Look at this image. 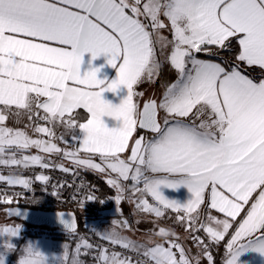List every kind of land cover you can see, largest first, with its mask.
Returning a JSON list of instances; mask_svg holds the SVG:
<instances>
[{
    "label": "snow or ice",
    "instance_id": "6c2138e0",
    "mask_svg": "<svg viewBox=\"0 0 264 264\" xmlns=\"http://www.w3.org/2000/svg\"><path fill=\"white\" fill-rule=\"evenodd\" d=\"M165 28L171 40L160 35ZM234 42L238 63L231 69L197 58L198 53L213 51L211 46L230 49ZM157 44L168 49L167 60L177 79L159 101L150 100L141 109L134 102L138 94L133 86L142 77L157 74ZM85 53L93 59L107 55L117 78L98 79L99 68L81 74ZM240 63L264 70V0H0V165L69 172L63 164L46 163L45 155H24L32 148L43 154L62 153L76 168L108 174L117 203L127 190L122 181L131 180V191L141 194L136 206L142 211L157 217L163 215L162 209L183 213L177 218L187 220L194 231L202 230L213 243L230 235L225 264H237L240 250L248 246L264 253V78H249L239 70ZM121 85L128 95L118 106L102 98L105 91L114 92ZM33 105L44 112L35 113L38 119L82 130L78 147L61 149L52 139H34L4 126L13 107L26 110L31 119ZM77 109L86 110V122H77ZM190 114L193 118L186 119ZM105 116L121 120L122 126L110 129ZM137 126L154 135L135 139L130 155L122 158ZM34 132L55 137L49 127L37 125ZM35 179L49 181L43 174ZM0 181L26 189L31 185L20 176L0 175ZM161 185H185L191 198L183 205L168 200L159 191ZM147 196L156 204H149ZM201 205L204 219L197 212ZM113 224L128 226L127 221ZM69 227L74 233L75 222ZM18 230V225L4 227L0 234L16 236ZM157 234L165 239L170 235L164 228ZM103 238L144 257L135 264H190L175 240L166 241L169 247L164 243L149 247L116 233ZM204 248L211 264L213 257ZM80 249L78 244L77 254ZM173 249L179 250L178 258ZM31 253V247L24 249L19 264H37ZM98 259L103 264H133L131 258L117 252L108 255L106 250ZM71 264L79 261L72 258Z\"/></svg>",
    "mask_w": 264,
    "mask_h": 264
},
{
    "label": "crops",
    "instance_id": "0c3cea01",
    "mask_svg": "<svg viewBox=\"0 0 264 264\" xmlns=\"http://www.w3.org/2000/svg\"><path fill=\"white\" fill-rule=\"evenodd\" d=\"M127 11V10H126ZM236 44V43H235ZM55 46V45H54ZM238 48V44H236ZM213 51H205L201 52L204 54L215 55L213 57L202 56L201 53L197 54V58L211 60L212 62L219 63L221 66L231 69L233 66L238 63L235 58L225 57L222 54H218V51L222 48H216L215 46H211ZM212 52H217L212 54ZM169 55V54H168ZM158 58V60H157ZM156 60L159 62L161 66V60L159 56ZM109 57L107 55L101 54L96 59L92 58L91 53H85L83 56V62L81 65V74L90 71L95 68H99L100 71L97 73L98 79H104L107 82H111L117 78V68L109 65L107 60ZM166 63V68L169 72H174L173 68L170 65V62L167 60V57L164 60ZM239 70L243 74H247L251 79H261L264 78V70L258 68V66H247L243 63L239 64ZM157 74L152 77V79H148L146 76L142 77L141 80L133 86V91L138 95L133 97L134 102L139 105L141 108L144 100L149 97L155 98L157 101L162 97L163 93L166 90V87L170 84L174 83L177 79V74H173L171 77L165 80V85L162 86L160 83L161 73L158 75V80L155 81ZM128 95V89L126 86L121 85L117 88L116 91H105L102 94V98L114 106H118L124 99H126ZM44 98H41L43 100ZM3 106H0L2 109ZM39 113V116H43L44 112L42 109H36L35 105H33V115L32 118H29V113L26 110L15 109L13 107L12 112L6 113V120L3 122L4 125L7 123L10 124L14 129H19L21 131L27 132L30 134L32 138H45L52 139L55 141V144L61 149H71L72 147H78V144L82 142L84 133L80 129H69L64 125H60L59 123L53 125L48 122L47 126L55 132V137H48L43 134L35 133L34 128L37 126V116L35 113ZM195 112V109H193ZM76 119L78 123L86 122L88 114L84 109L75 110ZM164 113H161L159 119L161 123H163ZM193 117L190 116L186 119L190 120ZM105 125L110 129L119 128L122 126L123 122L121 120H117L115 117L105 116L103 117ZM199 123V120H197ZM154 133L138 130L137 127L135 131L132 133V137L129 139V149L121 154L122 158H126L130 155V149L133 145L135 139H139L144 137L145 139H151ZM34 136V137H33ZM63 137V140L59 139V137ZM66 141L67 144L64 142ZM45 155V157H57L59 161L67 166H70L75 169L83 170L84 172L91 173L95 176L100 177L104 180L105 184L111 187L107 180L109 178L106 173H99L93 170H89L86 168H76L70 160L64 159L63 154H43L40 153L38 149H30L29 151H25L24 155ZM81 156L85 154L83 152L80 153ZM5 158H8L7 155ZM17 158H19V153L17 154ZM95 162L99 163L100 159L97 155L95 158ZM112 177H115V174H111ZM122 183L126 187V191L123 193V196L119 203L116 202L117 191L115 188H112V192L106 196L100 197L97 205L93 207H85L80 206L78 208L77 214L80 223L83 226L92 228L95 233L99 235H106L111 233H116L118 236L125 238L126 240L133 241L137 244H144L147 246H154L155 243H164L165 247H169V243L166 241L175 240L179 243L185 250V254L188 257L190 264H207L203 249L201 245L197 241H193L190 239L189 234L191 228L188 227L187 220L181 222L177 217L175 211L171 209H162L163 215L157 217L154 213L142 211L136 205L141 198L140 193H133L131 191L132 181H122ZM159 191L161 194L168 200L175 201L180 205L186 204L188 200L191 198V193L185 185H180L177 188H168L164 185H161ZM149 204L155 205L156 202L150 197H145ZM0 203L4 205L5 202L0 198ZM247 208V206H246ZM197 212L201 213V219H204L206 216V212L204 210V206L201 205L200 208L197 209ZM212 214L216 215L219 218H223V214L217 213L212 210ZM192 215H195L193 213ZM244 215V212H241L240 216L237 217L239 220L240 217ZM123 222L127 221V227H118L114 225L113 222ZM198 226V224H197ZM160 228H164L166 232L170 233L169 237L166 239L160 237L157 233ZM233 229H230V233ZM227 240L230 239V235L226 236ZM25 245L29 244L32 249V253L42 259L43 264H71V259L75 258L79 261V264H103V262H92L87 260L83 248L81 247L80 252L77 254L76 248L77 245L80 244L77 241H59L53 240L45 237H40L37 239L26 240ZM65 245L67 248H65ZM177 254V258L179 257V250L173 249ZM241 254L238 257L237 264H264V253L253 250V247L248 246L246 248H242L240 250ZM227 255L226 245L224 248L222 263L225 264V259Z\"/></svg>",
    "mask_w": 264,
    "mask_h": 264
},
{
    "label": "built area",
    "instance_id": "2783aa9c",
    "mask_svg": "<svg viewBox=\"0 0 264 264\" xmlns=\"http://www.w3.org/2000/svg\"><path fill=\"white\" fill-rule=\"evenodd\" d=\"M39 125L44 126L47 121L40 119ZM46 163L62 164L57 157H47ZM64 165V164H63ZM69 168V172H64L58 167H49L42 169L38 165H30L24 168L22 165H0V175L5 177L20 176L31 181L29 188H24L21 185H9L6 181H0V198L5 204H17L30 207H37L43 209L53 210H68L73 211L77 215V228L74 233H70L67 229L57 226L47 225H32L23 223L20 226L19 234L22 237H46L53 240L60 241H77L83 248L86 258L92 262H101L98 257L102 251L106 250L108 255L112 252L120 253L122 256L132 259L133 264L137 259L143 260L144 257L138 256L137 253L131 249H125L120 245H114L111 241L105 240L103 235L95 233L90 228L83 226L78 219V208L80 206L93 207L99 202L98 189L93 185L89 175L80 169ZM47 175L49 181L47 183L37 181V175ZM142 187V185H140ZM92 195L95 199L88 200L86 197ZM10 201V202H6ZM176 215H183L177 213ZM189 237L193 241H197L195 237H199L207 246V252L213 257L211 264H223L222 258L227 238L219 243H213L209 240L206 233L201 231H194L191 229ZM92 245L91 248H85L83 242ZM198 242V241H197ZM204 245H201L203 252ZM205 256L207 264L210 262Z\"/></svg>",
    "mask_w": 264,
    "mask_h": 264
},
{
    "label": "rangeland",
    "instance_id": "374dc122",
    "mask_svg": "<svg viewBox=\"0 0 264 264\" xmlns=\"http://www.w3.org/2000/svg\"><path fill=\"white\" fill-rule=\"evenodd\" d=\"M162 19H164L162 17ZM167 22V21H165ZM160 35L167 37L168 40L172 39V34L171 32L168 31L167 28L165 29H161L160 30ZM217 53V52H212V54ZM169 51L167 48L165 49H161L159 44H157L156 46V58L159 56L160 58H162L161 60V66H159V69L157 71V76L155 78V81L158 80V75L159 73H161V77H160V83L162 84V86H166L165 84V80L168 79V77H171L173 74H176L175 69L173 70L174 72L172 73L168 71V69L166 68V63H164L165 58L168 56ZM158 60V58H157ZM40 119L37 118L36 124H38V121ZM48 124V122H47ZM47 124H45L44 126H47ZM4 126L7 127H12L10 124H6ZM42 126V125H39ZM30 135V134H28ZM34 137V136H33ZM42 139H45L42 137ZM53 143H55L54 140H52ZM35 149V148H34ZM5 204V203H4ZM0 205H2L0 203ZM13 205V204H11ZM21 221L13 219V218H7L5 215V212L3 210L0 209V229H3L4 227H15V226H21ZM40 237L34 236V237H22L19 234V230L16 236H9L8 234L4 233V234H0V258H2L3 260V264H19L20 259L23 256L24 253V249L31 247L29 244H27V246L25 245V241L26 240H30V239H37ZM46 238V237H45ZM23 241L24 244H20V241ZM60 241V240H59ZM10 245V247H9ZM17 250H21L22 254L17 256ZM31 258L37 261V264H43L42 263V259L36 255H34L33 253H31Z\"/></svg>",
    "mask_w": 264,
    "mask_h": 264
},
{
    "label": "water",
    "instance_id": "95a60500",
    "mask_svg": "<svg viewBox=\"0 0 264 264\" xmlns=\"http://www.w3.org/2000/svg\"><path fill=\"white\" fill-rule=\"evenodd\" d=\"M153 99L155 98L149 97L148 99L144 100L141 109L146 102ZM137 128L141 129L138 126ZM141 130L150 132L147 129ZM3 211L5 212L7 218H13L26 224L57 226L69 231H72L69 225L73 221L76 224V228L78 224L77 215L73 211L68 210L43 209L14 204L6 206Z\"/></svg>",
    "mask_w": 264,
    "mask_h": 264
},
{
    "label": "trees",
    "instance_id": "16d2710c",
    "mask_svg": "<svg viewBox=\"0 0 264 264\" xmlns=\"http://www.w3.org/2000/svg\"><path fill=\"white\" fill-rule=\"evenodd\" d=\"M238 52V48L235 44V42L233 43V46L230 49H220L218 51V54H222L225 57H229L234 59L235 56L237 55ZM202 56H208V57H213L215 55H209V54H204L201 53ZM140 130L137 128V131ZM87 173V172H86ZM89 175V177L92 180L93 185L98 189V193H99V198L108 195L109 193L112 192V188L109 187L108 185L105 184L104 180L101 179L98 176H95L91 173H87ZM6 206H8V204H4V205H0V209L3 210ZM23 224V222H21ZM20 244H24L23 241H20ZM17 256L22 254L21 250H17ZM88 260V259H87ZM90 261V260H89Z\"/></svg>",
    "mask_w": 264,
    "mask_h": 264
}]
</instances>
